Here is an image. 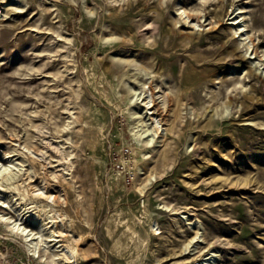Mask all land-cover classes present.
Wrapping results in <instances>:
<instances>
[{"label": "rangeland", "instance_id": "374dc122", "mask_svg": "<svg viewBox=\"0 0 264 264\" xmlns=\"http://www.w3.org/2000/svg\"><path fill=\"white\" fill-rule=\"evenodd\" d=\"M0 168V264H264V0H0Z\"/></svg>", "mask_w": 264, "mask_h": 264}, {"label": "bare ground", "instance_id": "6f19581e", "mask_svg": "<svg viewBox=\"0 0 264 264\" xmlns=\"http://www.w3.org/2000/svg\"><path fill=\"white\" fill-rule=\"evenodd\" d=\"M237 23H238V20L237 19H234V21L232 22V24L233 25H237ZM255 51H256V53L258 52V50H259V47H256V49H254ZM150 88H151V86H150ZM154 92V91H153ZM156 106V105H155ZM157 108H159V107H157ZM154 109V108H153ZM152 109V110H153ZM158 112V111H157ZM160 112H161V110H160ZM162 113V112H161ZM164 113V112H163ZM159 114V113H158ZM156 115V114H155ZM159 115H161V114H159ZM161 117V116H160ZM162 118V117H161ZM161 122H162V120H160ZM9 158V157H8ZM1 169V168H0ZM3 171H9V166H6L5 167V169L3 170ZM0 174H1V172H0ZM14 174V173H13ZM8 176V175H7ZM33 177V176H32ZM6 186V185H5ZM48 195V194H47ZM17 225V224H16ZM19 229H22V232H24L23 234H24V236L27 238V240H29L30 239V237L32 236V233H29L28 232V228H26V227H23V228H21V227H19ZM62 236V235H61ZM84 241V240H83ZM82 242V241H81ZM74 252V251H73ZM66 259H71V257L70 256H66ZM212 259H214V256L212 255L211 257H209L208 256V258H206L204 261H207V262H205V263H203V264H216V262L214 261V260H212Z\"/></svg>", "mask_w": 264, "mask_h": 264}]
</instances>
